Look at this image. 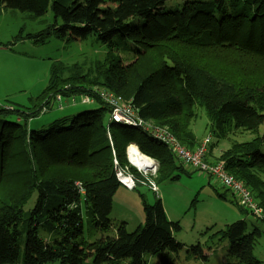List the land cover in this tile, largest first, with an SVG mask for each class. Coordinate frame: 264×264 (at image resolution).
<instances>
[{"label":"trees","instance_id":"obj_1","mask_svg":"<svg viewBox=\"0 0 264 264\" xmlns=\"http://www.w3.org/2000/svg\"><path fill=\"white\" fill-rule=\"evenodd\" d=\"M166 1L117 0L114 7L101 9L103 0H0V14L17 11L44 25L35 32L20 29L15 41L41 44L50 37L69 42L92 36L107 45L105 56L90 69L52 61L47 84L33 106L0 104V183L8 178L15 183L0 186V264H87L89 258L95 264L122 259L147 264L145 252L159 255L158 264H175L165 254L177 258L183 249L175 238L181 228L168 220L160 198L153 204L143 199L144 221L133 231L121 221L116 234L107 235L112 198L123 186L112 166L113 153L119 158L135 140L157 160L159 182L188 172L141 127L112 122L96 87L120 95L138 118L166 128L186 147L194 143L190 125L198 107L210 120L211 132H223L225 125L255 131L264 110V77L228 71L241 57L260 62L264 72V0H178L163 10ZM48 8L53 17L45 23ZM121 43L133 54L126 64L114 52ZM191 47L212 50V61L221 63L186 53ZM78 93L90 102L77 104L97 107L39 129L26 123L49 111L53 101ZM256 139L232 141L219 159L249 191L260 216L237 206L233 192L220 183L251 216L250 229L242 219L222 228L211 226L187 249V260L207 261L204 247L216 243L222 247L223 264H264L254 253L264 233V154L257 155Z\"/></svg>","mask_w":264,"mask_h":264},{"label":"rangeland","instance_id":"obj_2","mask_svg":"<svg viewBox=\"0 0 264 264\" xmlns=\"http://www.w3.org/2000/svg\"><path fill=\"white\" fill-rule=\"evenodd\" d=\"M116 1L103 0L99 7L101 9L114 7ZM175 5H178V0H167L162 7L163 10H169ZM52 17L53 13L48 8L42 19L44 20L45 18V23H50ZM42 27L44 25L39 24L38 21L28 19L24 14L17 11H4L0 14V104H8V107L11 105L29 108L33 106V98L47 84L52 61H61L65 65L74 63L84 64L86 70L92 67L91 64L95 60L102 59L107 52V45L98 42L92 36L86 39H74L69 42L56 37H50L41 44L34 43L28 39L14 40L20 29H24V33H27L35 32ZM123 47L122 43L118 44L114 52L120 56L122 63L126 64L132 60L133 54L127 49L124 50ZM202 49L191 47L186 50V53L195 54L200 59L213 62L212 60L215 59L213 54L215 53L212 50ZM239 58L235 59L237 67L230 66L228 74L232 72L231 70H236L238 75L244 78L246 76H259V79L264 77L263 67L260 62L250 61L247 58ZM220 63L221 60L213 62L216 65ZM96 89L107 91L100 87H96ZM79 94H72L73 96L70 97L79 96ZM62 102L63 107L58 108L59 102L53 101V106L49 111L43 114L41 111L38 112L39 115L37 117L29 119L26 123L32 124V127H42L59 117H71L79 112L97 107V103L86 105L72 104L67 100H62ZM195 111L196 115L190 125L191 132L193 131L196 137L202 139L194 138L193 145L186 147L169 131L179 145L184 149H188L193 156L197 158L201 157V155L198 156L197 154L201 148V144L206 140V151L204 153L208 155V150H210L220 155V151L227 149L232 141H251L255 138L260 141V146L256 152L257 155L264 154V110L260 113V124L255 131L236 130L225 125L224 131L220 133L218 131H210L209 125L211 122L202 108L198 107ZM25 112L27 113L28 111ZM37 123L39 124L37 125ZM193 132L192 135L194 136ZM157 142L168 151L164 144L159 141ZM109 143L111 145V142ZM131 143L136 142L135 140L129 141L124 146V153L119 158L115 156V153L112 156V166L116 174L122 178L129 177V179L132 175L131 186L133 188L129 190L123 186H119L114 193L107 235L114 236L116 228L121 221L126 222L129 231H133L138 224L144 221L143 199L146 203L153 204L157 198H160L166 215L179 223L181 230L175 234V238L184 244L177 258L171 253H166L165 255L169 258H174L175 264H223L225 259L223 258L224 253H222L220 244H208L207 246L211 247V249L204 247L205 253L208 254L207 261L200 258L187 260V249L191 245L195 246L199 234L211 226L222 228L227 224L242 219L248 222V229H250L251 216L243 213L233 203L231 193L224 190L219 182L220 180L214 173H206L205 171L193 168L191 165L184 164L185 170L188 172L187 174H179V177L174 181L164 180L159 182L156 178L159 168L157 160L146 155L141 149L142 153L153 161L154 168L146 170L145 173L139 172L129 162L127 147ZM174 150L172 147V149H169V153L178 159ZM205 154L201 158L209 164L215 165L217 162H223V160L219 159V155L214 157L216 161L208 162ZM55 169L57 170V168ZM90 170L93 169L90 168ZM14 184L13 180L8 178L6 181L0 183V186H12ZM168 220L170 221V219ZM96 236L97 238L100 237V233L97 232ZM254 253L264 262V233H261L257 238ZM142 256L147 264H158L160 257L159 255L147 252L143 253ZM87 264L95 263L89 258ZM118 264H129V259H122Z\"/></svg>","mask_w":264,"mask_h":264},{"label":"built area","instance_id":"obj_3","mask_svg":"<svg viewBox=\"0 0 264 264\" xmlns=\"http://www.w3.org/2000/svg\"><path fill=\"white\" fill-rule=\"evenodd\" d=\"M98 94L100 98L109 107V118L112 122L124 123L127 125H135L141 127L146 132V134L153 136L159 142L164 144L168 150L172 149L173 147L175 149L174 151L178 157V160L181 161L183 164L191 165L201 171H205L206 173L208 172L214 173L217 176V178L220 180V183L233 192V194L235 195V201H236L235 203L237 206L250 209L256 215H259L261 213V208L252 199L249 191L238 180H236L233 176L228 174L225 168H223L224 167L223 162H217L215 165H212L205 162L201 158L205 154L204 153L206 151L205 144L207 140L203 144H201V148L197 154L198 156L201 155V157L197 158L196 156H193V154L189 152L188 149L182 148L177 142V140L172 137V135L169 133V131L166 128L154 126L151 123H147L144 120L138 118L131 104L125 101L120 95L115 94L111 91H101V90L98 92ZM70 98L72 101L81 100L82 103H87L89 101L88 97L86 96H82V97L74 96ZM127 151L130 162L129 146L127 147ZM131 165H133L135 169L139 170V172H143V173L146 172V169L143 166H135L132 163ZM148 166L154 168L153 161ZM151 168L149 167L148 170H150ZM115 175L119 183L123 185L125 188L127 189L133 188L131 186L132 175L131 176L129 175L130 179L129 177L122 178L120 177V175L116 174V172Z\"/></svg>","mask_w":264,"mask_h":264},{"label":"bare ground","instance_id":"obj_4","mask_svg":"<svg viewBox=\"0 0 264 264\" xmlns=\"http://www.w3.org/2000/svg\"><path fill=\"white\" fill-rule=\"evenodd\" d=\"M129 146V155H130V163L134 164L135 166H143L147 171L148 166L152 161L150 158L145 156L142 151L140 150L139 146L136 143H131Z\"/></svg>","mask_w":264,"mask_h":264},{"label":"crops","instance_id":"obj_5","mask_svg":"<svg viewBox=\"0 0 264 264\" xmlns=\"http://www.w3.org/2000/svg\"><path fill=\"white\" fill-rule=\"evenodd\" d=\"M69 101V102H71L72 104H73V102H75L74 104H77V102L78 101H72L71 100V98H66V99H63V101ZM80 103H82L81 101H79ZM63 107V102H62V99L61 100H59V104H58V108H62ZM63 117V116H62ZM39 123H37V125H38ZM39 128H41V127H36V129H39ZM193 132V131H192ZM193 134H194V132H193ZM194 137L195 138H200V137H196L195 136V134H194ZM200 139H202V138H200ZM220 151V150H219ZM221 152V151H220ZM217 155H219V154H215V152L214 151H210V150H208V155H207V161L208 162H213V161H215V156H217ZM206 174V173H205ZM207 175V174H206ZM125 188V187H124ZM167 218L168 219H170V220H173L172 218H170L169 216H167Z\"/></svg>","mask_w":264,"mask_h":264}]
</instances>
